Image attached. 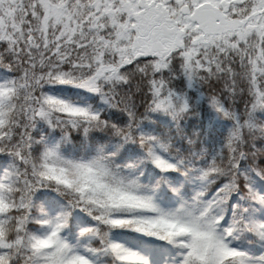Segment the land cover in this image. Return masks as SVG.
<instances>
[{
  "label": "snow or ice",
  "instance_id": "obj_1",
  "mask_svg": "<svg viewBox=\"0 0 264 264\" xmlns=\"http://www.w3.org/2000/svg\"><path fill=\"white\" fill-rule=\"evenodd\" d=\"M0 264H264V0H0Z\"/></svg>",
  "mask_w": 264,
  "mask_h": 264
},
{
  "label": "trees",
  "instance_id": "obj_2",
  "mask_svg": "<svg viewBox=\"0 0 264 264\" xmlns=\"http://www.w3.org/2000/svg\"><path fill=\"white\" fill-rule=\"evenodd\" d=\"M215 128V124L213 125V129ZM213 129H210L209 131L212 132ZM210 146V145H209Z\"/></svg>",
  "mask_w": 264,
  "mask_h": 264
}]
</instances>
